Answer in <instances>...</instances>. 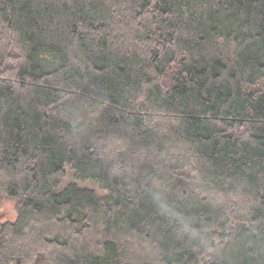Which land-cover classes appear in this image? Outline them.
I'll use <instances>...</instances> for the list:
<instances>
[{
  "label": "trees",
  "instance_id": "16d2710c",
  "mask_svg": "<svg viewBox=\"0 0 264 264\" xmlns=\"http://www.w3.org/2000/svg\"><path fill=\"white\" fill-rule=\"evenodd\" d=\"M8 202L0 264H264V0H0Z\"/></svg>",
  "mask_w": 264,
  "mask_h": 264
},
{
  "label": "rangeland",
  "instance_id": "374dc122",
  "mask_svg": "<svg viewBox=\"0 0 264 264\" xmlns=\"http://www.w3.org/2000/svg\"><path fill=\"white\" fill-rule=\"evenodd\" d=\"M89 187H91L89 185ZM16 213L14 211L13 205L11 203H4L0 208V224L7 221H14ZM34 264V263H33Z\"/></svg>",
  "mask_w": 264,
  "mask_h": 264
},
{
  "label": "water",
  "instance_id": "95a60500",
  "mask_svg": "<svg viewBox=\"0 0 264 264\" xmlns=\"http://www.w3.org/2000/svg\"><path fill=\"white\" fill-rule=\"evenodd\" d=\"M18 264H21V263H18Z\"/></svg>",
  "mask_w": 264,
  "mask_h": 264
}]
</instances>
